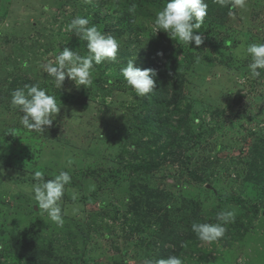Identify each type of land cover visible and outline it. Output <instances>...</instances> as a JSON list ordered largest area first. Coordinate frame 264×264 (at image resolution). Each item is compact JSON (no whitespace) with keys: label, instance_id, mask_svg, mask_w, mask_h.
Wrapping results in <instances>:
<instances>
[{"label":"rangeland","instance_id":"obj_1","mask_svg":"<svg viewBox=\"0 0 264 264\" xmlns=\"http://www.w3.org/2000/svg\"><path fill=\"white\" fill-rule=\"evenodd\" d=\"M101 1L104 0H0V170L3 173L0 174V264H15L16 254L30 251L32 244L53 249L57 256L65 254L67 246L70 264H142L133 256L137 251L135 244L142 239L146 243L152 236L147 230L139 235L130 234L121 215L99 207L100 201L124 202L123 197H131L126 193L128 186L138 181L151 189L171 190L178 199L176 203L182 205L177 207L181 211L187 207L183 198L201 203L209 215L218 208L220 200L231 198L230 204L222 206L223 210L234 212L232 220L242 216L244 230L241 235H235L231 248L217 247L211 256L218 251L226 254L231 251L238 262L264 264V193L258 194L259 186L247 181L253 182L257 177L248 178L249 172L264 169V156H260V139L264 138V70H260V77L252 78L248 70L251 58L245 53L248 44L264 43V0H246L244 7H230L229 0L227 14L219 19L221 23L204 21L198 30L204 38L199 47L175 42L163 31L178 49L173 75L182 84V103L189 105L184 128H192L191 132L201 142L195 149L193 143L187 146L186 142L179 148L188 157L186 167L166 162L140 178L126 173L118 185L107 183L105 188L101 187L103 177L90 172L89 177L78 180L79 186L68 187L64 194L63 227L53 223L33 202L27 204V199H32L30 189L34 184L28 177L37 168L53 177L60 171L77 170L80 164L88 162V156L91 158L89 153L98 148L101 153L94 154L90 160L103 172L106 160L118 152L116 146L121 135L111 129L125 124L122 109L135 105L139 108L140 102L135 98L122 102L129 88L116 87L112 75L105 73L120 74V70L103 63L93 66L92 71V75H97L92 84L101 79L103 86L85 88L67 78L63 81L61 89L81 96L80 101L85 105L61 104L52 125L43 133L25 129L20 123L23 113L11 104L12 90L23 87L25 80L53 95L58 87L42 65L53 61L58 49L64 47L82 56L87 54L86 42L66 31V26L79 15L89 18L91 24L103 31V22L96 20L95 12L98 10L99 16H104L109 10L98 5ZM218 11L219 6L214 5L212 13L219 17ZM151 22L147 27L153 26ZM115 38L120 51L126 41ZM137 44H131L129 50L132 52ZM130 56L135 58L133 53ZM24 61L28 62L27 68L21 66ZM115 62L119 65L121 59L117 57ZM239 96V103H235ZM49 131H55L54 138ZM185 168L196 170L203 182L191 180ZM99 187L104 189L90 197ZM239 198L243 201L239 202ZM254 209L258 210L257 214L252 213ZM248 215L250 222H246ZM80 228L84 231L82 235ZM73 232L77 235L75 239L71 237ZM62 237L65 241H58ZM204 245L205 250H210L207 242ZM74 248L79 250L77 255ZM200 259L196 256L195 263L200 264Z\"/></svg>","mask_w":264,"mask_h":264},{"label":"trees","instance_id":"obj_2","mask_svg":"<svg viewBox=\"0 0 264 264\" xmlns=\"http://www.w3.org/2000/svg\"><path fill=\"white\" fill-rule=\"evenodd\" d=\"M205 2L208 9L204 21H210V23H213V21L220 22L219 19H222L228 12L227 6H220L217 0H205ZM164 3L165 0H104L98 3L101 7L105 5L109 10V14L104 16H99L98 10L95 12L96 20L103 22V32L126 41L124 48L117 51V53L119 52L118 55L116 54V58L121 59L119 65L115 62L116 59L111 62L105 60L102 63L108 68L120 70L126 66L129 59H132L130 54L133 53L135 55L133 59L134 67L155 70L156 86L154 91L148 95L137 97L121 74H116L113 71L105 73L112 75V79L117 83L116 87L129 88L128 93L125 94L126 97L122 96V102H128L135 98L140 102L139 108L136 105L129 109L123 108L121 118L124 119L125 124L111 129L114 134L121 135V138L116 146L118 152L115 153V156L112 158L109 156L106 160L107 167L103 171L104 173L98 170L95 163L93 164L90 160L94 154L101 153L98 148H94L89 153L91 158L87 157L88 162L86 164H80L77 170H67L71 176V182L65 186V192L68 187L74 188L78 185L79 179H85L91 173L103 177L101 187L104 186L105 188L107 183L117 184L119 180L125 179L126 173L137 174L140 178L142 175L157 170L166 162H175L182 167H186L188 157H184L182 155L184 153L180 152L179 148L185 142L187 146L193 143L192 149L197 148L199 144L201 145L200 137L191 132L192 128L189 127L190 130L184 128L189 105L182 103V84L175 80L173 75L175 74L174 69L176 70L173 67V62L177 58L178 49L172 46L163 31L156 32L153 26L147 27V24L151 21L153 25L154 18L152 16H155V13L163 7ZM133 5H135V10L129 11ZM214 5L219 6L218 15L221 16L218 17L212 13ZM230 7H232V0H230ZM152 8L155 10L153 13ZM134 43H138V46L134 50L132 49L131 52L129 47ZM227 43L225 42V44ZM157 53H162V55H157ZM107 62L110 63L106 65ZM96 76L92 75L93 78H96ZM106 81V83H111L110 80ZM24 83L33 84L30 80H25ZM94 83L90 88L103 86L101 79L96 80ZM8 89L12 90L10 86H8ZM54 92L53 95L57 97L58 101H61V104H73V106L80 107L85 105L80 101L81 96H77L75 93H68L58 88ZM93 93L91 92V94ZM81 95H84V92H81ZM92 96L96 97L94 94ZM240 99L241 96L235 100V103H239ZM179 130H181V133ZM49 133L54 138L56 133L59 132L56 129V133L55 131H49ZM260 144L262 146L260 156H264V138L260 139ZM37 171H42V169L37 168ZM186 172L191 180L203 182L196 170L188 171L186 169ZM254 175H257V177L254 178L253 182L249 179L247 181L258 185L260 189H258V194H262L264 193V169L256 170L255 173L249 172L248 178ZM50 177L53 176L44 173V179L47 180ZM28 179L30 182L35 183L33 176H29ZM101 187L98 188L99 191L95 189L93 193L91 192L90 197H95L98 192L102 191L104 188L101 189ZM127 192L131 197H123L124 202L115 204L100 201L99 207L104 210H112L116 216L121 215L124 220L123 224L128 228L130 234L137 233L139 235L147 230V233L152 236V239L146 243V240L142 239L135 244L137 251L135 249L133 256L140 259L143 262L142 264H154L156 259L172 255L180 257L184 264H199L194 261L196 256L201 258L199 260L201 261L200 264H246L245 262H238L236 257H232L233 252L231 251H227V254L218 251L217 255L211 256L212 251L217 247L229 249L234 245L235 235H241L242 230H244L245 223L241 221L242 216L238 217V220H232L224 225L226 230L221 238L207 242L208 247H211L210 250H205L207 249V246L204 245L206 242L198 239L197 235L191 230L193 222L217 223V213L219 210L224 209L222 206L230 204L231 198L225 197L220 200L218 208H215L209 215V213L205 214L206 211L202 208L201 203L188 198H183L187 202V207L181 211L177 207L182 205L176 203L178 199L175 198L171 190L151 189L141 181H138L134 186L130 184L126 190ZM262 197L264 200V195ZM120 198L119 196L118 199ZM27 200L28 205H32L29 202L35 203L33 198ZM241 201L243 200L239 198V202ZM252 213L257 214L258 210L254 209ZM246 222H250L249 215L246 216ZM83 232V228H80V235ZM71 237L74 239L77 237L75 232L71 234ZM30 238H34V236ZM65 239L62 237L58 241H65ZM71 244L75 245L72 242ZM66 251L62 256H57L54 254L53 249L38 248L32 244L30 251L16 254L15 264H70V258L66 255L69 252L67 246ZM74 251L77 255L79 250L74 248ZM123 264L127 263L123 262Z\"/></svg>","mask_w":264,"mask_h":264},{"label":"clouds","instance_id":"obj_3","mask_svg":"<svg viewBox=\"0 0 264 264\" xmlns=\"http://www.w3.org/2000/svg\"><path fill=\"white\" fill-rule=\"evenodd\" d=\"M220 6H227L229 0H217ZM246 0H233V7H244ZM208 5L205 0H165L161 9L155 13L153 27L156 32L164 31L175 42H182L189 47L192 43L199 47L203 43L201 29L204 18L207 15ZM133 5L129 11H134ZM66 31L75 34L79 40L86 42L87 54L79 55L74 50L64 47L58 49L53 61L42 65L44 72L52 78L56 87L61 89L63 81L67 78L76 86L90 87L93 83V66L100 65L105 60L114 61L119 48L117 39L103 32L97 25L91 24L89 18L76 16L66 26ZM247 56L251 58L248 70L252 78L261 76L264 70V43L254 42L248 44L245 49ZM162 55V53H157ZM133 59H129L126 66L120 69V74L126 84L135 92L137 97L146 96L154 91L156 81L154 69H141L134 67ZM28 67V62L21 65ZM11 104L18 108L21 125L30 132L43 133L46 127L51 126L56 114L60 112L61 101L38 84H25L11 93ZM8 132L12 133L11 130ZM71 164V160L68 161ZM0 174L2 170H0ZM35 183L31 186L32 195L39 211L47 214L48 218L58 227L64 225V215L61 203L65 194V186L71 182V176L67 171H60L52 179H44L42 171L33 174ZM73 200L76 195H73ZM74 213L76 210H73ZM234 219V212L221 210L217 213V223L193 222L191 230L198 239L204 242L216 241L224 235V225ZM154 264H184L183 260L175 255L156 259Z\"/></svg>","mask_w":264,"mask_h":264},{"label":"water","instance_id":"obj_4","mask_svg":"<svg viewBox=\"0 0 264 264\" xmlns=\"http://www.w3.org/2000/svg\"><path fill=\"white\" fill-rule=\"evenodd\" d=\"M263 215H264V213H263Z\"/></svg>","mask_w":264,"mask_h":264}]
</instances>
